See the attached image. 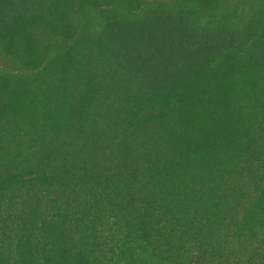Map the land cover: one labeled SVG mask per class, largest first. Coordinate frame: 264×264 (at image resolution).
Segmentation results:
<instances>
[{
	"label": "trees",
	"instance_id": "obj_1",
	"mask_svg": "<svg viewBox=\"0 0 264 264\" xmlns=\"http://www.w3.org/2000/svg\"><path fill=\"white\" fill-rule=\"evenodd\" d=\"M0 264H264V0H0Z\"/></svg>",
	"mask_w": 264,
	"mask_h": 264
}]
</instances>
